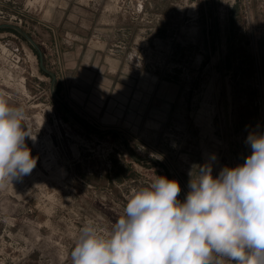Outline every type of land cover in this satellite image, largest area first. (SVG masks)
I'll list each match as a JSON object with an SVG mask.
<instances>
[{"label":"rangeland","instance_id":"1","mask_svg":"<svg viewBox=\"0 0 264 264\" xmlns=\"http://www.w3.org/2000/svg\"><path fill=\"white\" fill-rule=\"evenodd\" d=\"M99 1L89 0L87 10L97 11ZM104 1L107 11L148 23L131 6L119 10L115 0ZM205 1L204 16L210 20L201 19L194 0L173 4L171 47L152 43L143 34L134 37L129 70L172 81L180 92L157 152L138 145L132 135L129 152L117 134L105 131L103 100L84 98L82 85L52 87L51 77L41 70L35 47L43 67L59 71L53 52V0H0V26H9L0 29V95L25 110L27 130L35 136L26 143L37 157L29 175L0 187V264H71L70 250L88 219L107 232L123 214L132 189L156 175L169 177L155 164L136 163L133 157L171 158L168 166L180 184V200L197 166L211 163L216 176L222 167L244 162H229L222 98L223 91L252 96L257 117L242 107L238 124L264 123V0ZM67 33L58 35L62 47L74 39ZM181 40L187 48L175 52ZM119 47L114 42L110 52Z\"/></svg>","mask_w":264,"mask_h":264},{"label":"clouds","instance_id":"2","mask_svg":"<svg viewBox=\"0 0 264 264\" xmlns=\"http://www.w3.org/2000/svg\"><path fill=\"white\" fill-rule=\"evenodd\" d=\"M26 139L23 107L0 95V187L22 180L37 157ZM250 152L214 176L211 163L178 181L158 176L134 188L105 232L94 219L79 229L71 264H264V133L250 132Z\"/></svg>","mask_w":264,"mask_h":264},{"label":"crops","instance_id":"3","mask_svg":"<svg viewBox=\"0 0 264 264\" xmlns=\"http://www.w3.org/2000/svg\"><path fill=\"white\" fill-rule=\"evenodd\" d=\"M176 1L148 0L141 13L148 19V23H136L124 15L107 11V1L104 0L99 1L101 7L97 11L87 10L89 0H53V52H56L59 61L55 64L59 71L51 73L43 67V63H40V67L42 65L45 71L41 70L51 77L52 87L54 84L82 85L86 91L84 98L95 100L98 96L103 100L101 122L106 126L105 131L117 134L129 152V135L138 145L155 150L165 129L166 118L177 109L180 91L176 83L165 80L159 82L156 77L135 74L128 68L130 46L137 35L143 34L150 37L152 43L164 42L163 45L171 47L175 20L173 4ZM194 3L199 6L201 19L210 20L204 16L206 1L194 0ZM183 24H180L179 29L184 35ZM63 32H68V36L74 38L64 47L58 37ZM201 33L204 34L203 29ZM114 42L119 43L120 47L111 53L110 48ZM186 48L187 44L181 40L179 45H175L174 51L184 53ZM53 96L56 97L54 93ZM252 100V96L248 98L244 94H235L234 97L233 93L223 91V115L230 164L236 159L244 161L249 154L250 149L245 140L250 132L264 133L262 122L238 124L240 114L237 112L242 107L255 116L256 108ZM77 102L80 104V101ZM120 105L123 109H120ZM133 159L136 163H153L169 179H173L172 170L168 166L172 164L171 158L156 155L153 158Z\"/></svg>","mask_w":264,"mask_h":264},{"label":"built area","instance_id":"4","mask_svg":"<svg viewBox=\"0 0 264 264\" xmlns=\"http://www.w3.org/2000/svg\"><path fill=\"white\" fill-rule=\"evenodd\" d=\"M115 5L119 6V10L123 9L124 7L131 6L132 13L140 15L142 13L143 7L146 4L147 0H115L113 1ZM129 4V5H128ZM133 4V5H132ZM145 47V46H144ZM143 48V47H142ZM149 52V49H148ZM147 52V53H148ZM150 56V55H149ZM148 61H146L147 63ZM145 63V64H146Z\"/></svg>","mask_w":264,"mask_h":264},{"label":"water","instance_id":"5","mask_svg":"<svg viewBox=\"0 0 264 264\" xmlns=\"http://www.w3.org/2000/svg\"><path fill=\"white\" fill-rule=\"evenodd\" d=\"M6 27H9V26H8V25H1V26H0V29H1V28H6ZM25 37H26V39H27L28 41H31L30 38H28L27 36H25ZM35 49H36V51H37V53H38L40 63H42V54H41V52L39 51V49H38L37 47H35ZM41 69H42L43 71H45V69L42 67V65H41Z\"/></svg>","mask_w":264,"mask_h":264}]
</instances>
